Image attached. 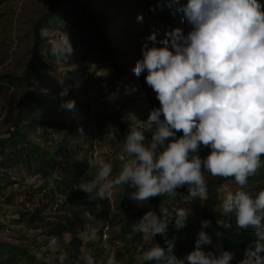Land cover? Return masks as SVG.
Returning a JSON list of instances; mask_svg holds the SVG:
<instances>
[{"label": "clouds", "instance_id": "9594fccd", "mask_svg": "<svg viewBox=\"0 0 264 264\" xmlns=\"http://www.w3.org/2000/svg\"><path fill=\"white\" fill-rule=\"evenodd\" d=\"M264 0H178L177 11L188 30L166 31L157 46L156 32L141 45L132 72L145 73L144 81L154 92L158 106L143 123L151 129L130 124L124 135L127 159L113 173L103 155L88 159L94 178L79 188L100 200L110 199L115 186L133 191L129 199L148 202L152 197L178 196L184 202L203 199L207 192L204 172L231 177L238 186L220 203L219 227L254 237L237 264H264V188L255 194L244 190L247 179L264 165ZM150 10L151 7H150ZM136 19L142 20L141 14ZM151 41V44L148 42ZM67 34L51 45L52 57L66 59L72 53ZM67 54V55H66ZM60 96L67 95L62 89ZM75 101H61L71 110ZM177 132L181 133L177 136ZM209 149L201 157L203 148ZM185 189L187 195L179 193ZM189 209L161 203L159 215L149 208L131 224L126 239L139 235L141 244L133 259L137 264H229L231 253L213 243L201 220L194 248L183 260L154 241L165 233L167 222L177 229L186 223ZM215 235L220 236L216 231ZM95 239V235L91 236ZM203 245H211L205 250ZM107 247V245H105ZM86 264H95L91 256ZM105 264H119L114 253Z\"/></svg>", "mask_w": 264, "mask_h": 264}, {"label": "rangeland", "instance_id": "374dc122", "mask_svg": "<svg viewBox=\"0 0 264 264\" xmlns=\"http://www.w3.org/2000/svg\"><path fill=\"white\" fill-rule=\"evenodd\" d=\"M55 0H0V75H21L26 70L27 62L31 56L33 39V27L38 18L47 10ZM77 4H66L63 15L55 17L56 28L44 30L46 44L40 51L39 59L46 65L39 69L36 84L41 88L42 103L47 108L49 121L65 123L75 126L81 124L83 119L87 126L81 124V130L85 142L78 140L77 145L82 151L75 152L78 158H92L103 155L104 158L114 165L119 162L113 173L119 171L120 165L127 159L124 151V134L119 125V114L117 111L116 94L110 82L109 62L100 58L99 50L101 39L99 28L106 32L107 41L114 46L112 54L123 71L124 78H128L132 72L136 60L140 57L141 45L146 37L154 32L150 29L141 30L140 21L136 19L141 14L142 21H147L153 15L152 5L149 0H134L130 5L128 0H75ZM80 7H85L83 12ZM150 7L152 10H150ZM128 11V12H127ZM118 13V18L114 15ZM133 16L132 19L129 18ZM69 31H61L59 26L69 22ZM101 26V27H100ZM67 34L72 45V53L66 59L52 57L50 48L62 35ZM157 46L161 36L156 33ZM151 44V41L148 42ZM145 73H141L137 80L145 89L140 95L151 92V88L144 81ZM62 89L67 90L71 100L75 99L74 111L69 112L60 107L59 101L62 97L59 93ZM25 93V86L14 82H0V134L4 135L12 125L18 110L19 101ZM54 94V95H51ZM52 96L54 97L52 98ZM133 118V116H131ZM135 118V117H134ZM146 120H135L134 125L145 129V134L150 135L151 129L143 122ZM61 129V128H60ZM87 129L89 131L87 132ZM67 129L62 128L55 132L53 137L59 141L64 138ZM126 132V131H125ZM39 137L33 134V138ZM67 135V139H70ZM44 146H49L50 141L43 139ZM124 156V157H123ZM118 157V159H117ZM121 157V158H119ZM123 157V158H122ZM1 159V156H0ZM1 165V164H0ZM95 168H90L86 174V182L95 176ZM205 179L210 174L203 173ZM43 179L39 176L29 174L21 166H0V241H9L15 244H23L37 258L34 263L26 264H71L67 255L60 249L59 241L51 240L49 244L37 246L38 230L29 228L28 225L18 223L19 214L25 211H35L38 207L42 214L50 221H58L62 218L72 217L75 226L66 239L79 237L83 241L82 252L78 264H86V257L91 256L95 264H105L106 256L114 253L119 264L137 262L133 259L140 243L129 244L126 241H117L120 231L119 222L123 219V213H131L141 209L143 213L150 207L148 202L142 206L129 199L127 193L133 191L125 185L115 186L110 199L101 200L93 205V209L87 207L86 201L74 202L70 209L65 207L51 209L52 202H44L46 199L37 190ZM238 186L233 179L226 180L219 192L220 198L228 191H234ZM244 190L255 194L260 190L258 180L251 176L247 179ZM187 195L186 192H179ZM163 204H177L179 207L189 209L185 226L186 232L174 236L175 241H183L186 236H195L201 227L202 199L192 198L188 202L180 200L179 196L174 198L163 197ZM221 211V210H220ZM91 213V214H90ZM110 215L114 224L112 225L113 240L110 246L104 249L99 238V229L104 220ZM89 215V216H88ZM90 217L89 221L81 222L80 218ZM79 217V218H78ZM78 218V220H77ZM218 219L222 214L218 213ZM174 224L169 220V224ZM175 227V226H174ZM176 228V227H175ZM177 229V228H176ZM95 235V239L91 236ZM41 237V236H40ZM41 239V238H40ZM205 250L211 245H203ZM194 245L190 246L191 251Z\"/></svg>", "mask_w": 264, "mask_h": 264}, {"label": "trees", "instance_id": "16d2710c", "mask_svg": "<svg viewBox=\"0 0 264 264\" xmlns=\"http://www.w3.org/2000/svg\"><path fill=\"white\" fill-rule=\"evenodd\" d=\"M128 1L130 5H133L134 0ZM149 2L152 5L153 15L147 21L140 20L141 30L150 29L159 33L161 38H164L166 31H171L174 28H180L182 32L188 30L182 18V13L177 11L178 0H149ZM67 3L69 5L77 4L75 0H55L38 18L33 27L32 54L27 62L25 72L21 75L10 73L0 75V82H14L25 86V93L22 100L19 101L18 110L12 125L4 135L0 134V166L1 168L21 166L29 174L42 178L43 182L37 190L41 196L45 197L46 200L44 202L46 204L49 201H53L57 203L58 209L61 206L70 209L74 202L83 199L88 202L87 207L93 209V205L101 202V200L96 198L94 192L88 195L79 188L86 183V174L90 171L88 160L86 158H78L74 154L79 150L82 151V148L77 145L78 140H83L84 143H87L85 142V137H83L80 125L84 124L87 126L88 123L83 119L81 124L71 126L65 123L49 121L47 108L43 105L41 98L42 95H47V93L42 92L41 88L36 84L39 69L46 67L39 59L40 51L47 42V37L43 34V31L57 27L55 17L66 12L64 10ZM80 8L83 12L85 11V7ZM262 8H264V4H262ZM132 17L130 16L129 18L132 19ZM114 18H118V13L114 15ZM69 23L73 26L71 22ZM59 29L70 32L71 27L66 23L64 26L60 25ZM98 32L101 39L99 47L101 51L100 58L108 61L111 68L109 80L112 83L113 90L117 92L116 102L119 125L125 135V131L130 124H135V120H147L153 107L158 106V101L152 90L147 94L140 95L145 87L143 88L141 83L137 81L139 77L135 74H131L127 79L124 78L125 71L121 69L120 64L112 55L115 52L114 46L109 43L110 41H107L105 31L99 28ZM67 100H71L69 95L62 97L59 103L61 104V101ZM74 108L66 110L73 112ZM62 128L67 129V131L64 134V138L59 141L53 135L58 130H62ZM88 131L89 129H87ZM33 134H38L39 137L34 139ZM180 134L177 132V136ZM67 135L71 136L70 139H67ZM42 137L50 141L49 146L43 145ZM208 151L209 149L205 147L200 150L199 155L203 157ZM262 160H264V157H262ZM118 163H114V170L117 168ZM254 177L258 180L260 189L264 188V165L261 166ZM228 179L232 178L210 175L206 179L207 192L202 199L201 220L208 219L211 222L210 226L204 230L211 236L214 244L218 242L222 250L231 253L229 264H237V261L243 258L245 247L254 237L249 232L242 231L237 234L231 227L224 228L216 224L222 201L219 190ZM178 191L186 192L183 188ZM161 203H163V197H152L148 201L149 207L155 210L157 215H159ZM142 214L143 211L141 209L133 213L129 211L123 213V219L119 222L120 231L116 237L117 241H126L129 244L140 243L141 240L138 234L129 240L126 239V233L130 232L131 224ZM89 218L85 216L80 218V220L81 222H88ZM222 218L227 220V217ZM75 221L72 217L62 218L58 221L47 220L38 207L35 211L22 212L18 217V223L26 224L29 228L38 230V235L41 237H37L35 242L37 246L40 247L44 244L47 246L51 240L59 241L61 243L59 250L65 252L67 260L71 264H78L84 244L79 237L66 239V235H69L75 226ZM113 224L112 220L111 225ZM187 229L186 226L176 229L174 224L171 223L166 227L163 235L157 234L154 237V241L161 247H167L165 240L172 241L173 255L177 259L183 260L186 254L191 251L190 246L194 245L196 237L186 236L183 241H175L174 236L186 232ZM216 231L220 232L219 237L215 235ZM110 239L112 241L113 236ZM36 260L35 255L23 244L0 241V264H26L34 263ZM129 264H135V262ZM184 264H187L186 260H184Z\"/></svg>", "mask_w": 264, "mask_h": 264}, {"label": "built area", "instance_id": "2783aa9c", "mask_svg": "<svg viewBox=\"0 0 264 264\" xmlns=\"http://www.w3.org/2000/svg\"><path fill=\"white\" fill-rule=\"evenodd\" d=\"M67 25L71 27V24L70 23H68ZM51 202H52V204L50 206L51 209L56 210L58 208L57 203L56 202H53V201H51ZM107 216H108V218L106 220H104L103 223L101 224V226H100V229L101 230L99 232L100 242H101V245H102V247L104 249H106V248H108L110 246V242H111V239L110 238L112 237V234H111V230H112V225H111L112 218L110 217V215H108V213H107ZM105 245H107V247H105Z\"/></svg>", "mask_w": 264, "mask_h": 264}]
</instances>
